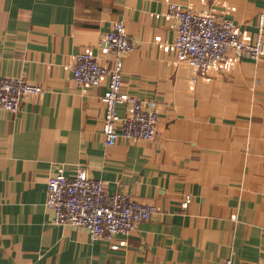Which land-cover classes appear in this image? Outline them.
<instances>
[{"label":"crops","instance_id":"0c3cea01","mask_svg":"<svg viewBox=\"0 0 264 264\" xmlns=\"http://www.w3.org/2000/svg\"><path fill=\"white\" fill-rule=\"evenodd\" d=\"M172 1L257 39L264 0H0V76L44 89L17 112L0 108V264H264V50L231 48L201 73L177 56ZM117 21L135 41L123 89L158 100L160 113L153 139L109 145L108 77L78 84L73 66L80 51L114 65L99 43ZM81 167L156 214L111 238L53 222L48 177Z\"/></svg>","mask_w":264,"mask_h":264},{"label":"built area","instance_id":"2783aa9c","mask_svg":"<svg viewBox=\"0 0 264 264\" xmlns=\"http://www.w3.org/2000/svg\"><path fill=\"white\" fill-rule=\"evenodd\" d=\"M168 9L177 22L174 44L178 58L201 73L226 60L231 48L239 57L256 59L263 53L264 14L259 18L257 39L249 43L242 39L240 30L230 18H216L175 1L169 2ZM134 47L135 41L124 22L117 21L99 43L103 55L114 56L113 66L101 63L91 51H80L75 56L73 78L76 83L98 85L108 77L107 89L102 95V131L109 145L121 138L150 140L157 134L160 102L138 98L123 89V55ZM43 90L41 85L23 77L0 76V108L17 112L26 95ZM119 104L127 106L124 116L117 112ZM46 206L52 212L53 222L84 226L92 239L127 234L157 212L154 204L133 199L122 191L109 193L105 181L90 177L85 167L79 168L73 176L62 172L51 174L47 180ZM225 264L235 263L229 258ZM240 264L261 263L246 261Z\"/></svg>","mask_w":264,"mask_h":264},{"label":"rangeland","instance_id":"374dc122","mask_svg":"<svg viewBox=\"0 0 264 264\" xmlns=\"http://www.w3.org/2000/svg\"><path fill=\"white\" fill-rule=\"evenodd\" d=\"M241 37H242V35H241ZM243 39V38H242Z\"/></svg>","mask_w":264,"mask_h":264}]
</instances>
